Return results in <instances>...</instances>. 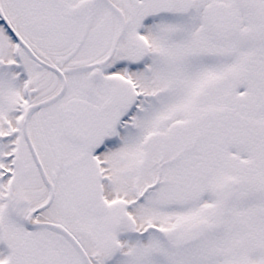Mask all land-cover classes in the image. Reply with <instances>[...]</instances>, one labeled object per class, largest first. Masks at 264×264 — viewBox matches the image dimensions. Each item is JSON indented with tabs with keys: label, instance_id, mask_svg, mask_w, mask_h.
<instances>
[{
	"label": "snow or ice",
	"instance_id": "6c2138e0",
	"mask_svg": "<svg viewBox=\"0 0 264 264\" xmlns=\"http://www.w3.org/2000/svg\"><path fill=\"white\" fill-rule=\"evenodd\" d=\"M0 264H264V0H0Z\"/></svg>",
	"mask_w": 264,
	"mask_h": 264
}]
</instances>
